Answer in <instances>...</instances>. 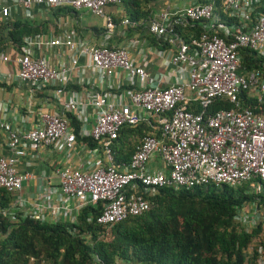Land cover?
I'll list each match as a JSON object with an SVG mask.
<instances>
[{"label": "built area", "instance_id": "built-area-1", "mask_svg": "<svg viewBox=\"0 0 264 264\" xmlns=\"http://www.w3.org/2000/svg\"><path fill=\"white\" fill-rule=\"evenodd\" d=\"M1 2L8 5L0 6V18L9 17L12 7H68L105 18V31L104 41L98 44L66 35L44 39L37 34L23 39L14 58L7 50L0 51V62L17 65L20 82L33 93L49 92L61 107L60 113H41L39 124L24 133L0 121L8 152L0 157V189L10 195L20 193L28 174H20L16 165L27 151L70 152L77 139H91L102 163L90 171L70 166L57 169L64 198L60 209H67L70 200L79 202L78 211L101 203L96 224L107 228L149 212L153 206L149 198L164 187L248 185L255 195H264V111L244 108L240 100L244 93L264 107V75L242 69L239 55V50L248 49L264 59V0H221V6L191 0L187 6L167 8L151 18L146 28L165 48L158 55H167L169 84L136 65L126 48L109 44L115 23L104 10L119 0ZM197 22H204L203 32L184 39L183 31L193 26L189 23ZM121 24L132 23L124 18ZM137 43L132 39L127 46ZM86 71L92 78H87ZM73 81L79 92L70 90ZM214 99H225L233 108L206 114L204 109ZM68 115L76 119L78 130ZM142 122H152L153 133L142 136L127 162L116 161L114 142L120 131ZM58 209L37 203L28 217L57 224ZM260 217L253 203L243 206L235 218L248 228ZM259 264H264V256Z\"/></svg>", "mask_w": 264, "mask_h": 264}, {"label": "trees", "instance_id": "trees-1", "mask_svg": "<svg viewBox=\"0 0 264 264\" xmlns=\"http://www.w3.org/2000/svg\"><path fill=\"white\" fill-rule=\"evenodd\" d=\"M119 1L130 20L152 18L145 6L155 0ZM198 1L221 6V0ZM65 10L76 12L68 7ZM191 24L190 31H183L184 39L203 32L204 22ZM41 32L27 21L4 22L0 25V51L8 47L15 51L25 37ZM154 40L161 44L159 39ZM239 55L242 69L258 70L264 75V59L248 49L239 50ZM240 100L244 108L264 111L244 93ZM232 108L227 100L214 99L204 111L213 114ZM68 117L78 130L76 119ZM153 126L152 122H142L122 129L114 142L116 161L127 162L142 136L153 133ZM83 142L96 147L91 139ZM149 200L153 204L149 212L109 228L96 224L101 203L82 208L71 223H43L20 215L17 222H12L8 215L12 196L0 189V264H258L264 256V242L249 252L264 230V195L247 197L242 189L227 185L191 190L164 187ZM253 203L261 217L247 231L235 217L243 206Z\"/></svg>", "mask_w": 264, "mask_h": 264}, {"label": "crops", "instance_id": "crops-1", "mask_svg": "<svg viewBox=\"0 0 264 264\" xmlns=\"http://www.w3.org/2000/svg\"><path fill=\"white\" fill-rule=\"evenodd\" d=\"M177 1H181V7ZM190 3L191 0H155L147 4L145 10L150 12L153 18L167 8H182ZM1 5L8 4L0 0ZM104 14L113 19L115 23V33L108 41L109 44L126 48L129 58L136 65L145 66L146 72L151 77L155 79L160 77L165 80L166 84L171 83L172 78L169 74L171 67L167 64V55L164 54L162 57L158 55V51H164L165 48L154 40L146 28L150 19H140L137 22L130 20L121 3L107 6ZM124 18L129 19L132 24L122 25L121 21ZM19 21H27L32 27H37L39 31H42L40 35L44 39L66 35L96 44L104 41L105 18L94 16L84 10L69 13L64 7L47 8L37 4L29 10L12 7L9 17L0 18V25L4 22ZM132 39H137L138 43L128 47ZM7 52L14 58L15 51L12 47H8ZM16 74L17 65L15 63L0 62V121L9 124L13 130L24 133L39 124L41 113H60L61 107L51 100L49 92H31L16 78ZM86 76L92 78L93 75L86 71ZM69 88L76 92L80 91L75 81L70 84ZM6 155H8L6 133L0 131V157ZM100 163L102 159L96 147H90L81 139H77L75 149L70 152L51 148L27 151L24 157L18 159L16 170L20 174H28V178L22 182L20 193L11 195L12 201L8 210L10 220L17 222V215L23 218L28 217L29 210L35 204L40 203L59 208L60 219L57 224L74 222L79 213L77 210L79 202L70 200L66 204L67 209H60L64 198L60 193L56 171L66 166L90 171ZM44 214L48 216L49 210H46ZM44 223H47V220Z\"/></svg>", "mask_w": 264, "mask_h": 264}, {"label": "rangeland", "instance_id": "rangeland-1", "mask_svg": "<svg viewBox=\"0 0 264 264\" xmlns=\"http://www.w3.org/2000/svg\"><path fill=\"white\" fill-rule=\"evenodd\" d=\"M177 3H179L178 5L181 7V5H182L181 1H177ZM185 95L186 96L188 95V90H185ZM100 156H101V154H100ZM230 187L235 189V190L242 189L244 195L247 196V197H253V198L256 197V195L253 192V189L250 188L248 185H242V186L233 185V186H230ZM246 229H247V231H250L252 229V227H248ZM263 242H264V230L259 235V237L254 239V241L252 242V245H251V247L249 249V252L252 251L253 247H258L259 248L260 243H263ZM261 247H263L262 244H261ZM259 261H260V259H259Z\"/></svg>", "mask_w": 264, "mask_h": 264}]
</instances>
